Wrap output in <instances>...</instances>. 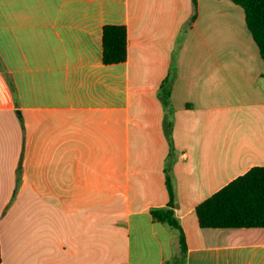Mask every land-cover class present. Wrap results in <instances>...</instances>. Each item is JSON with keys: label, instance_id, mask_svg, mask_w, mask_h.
Returning <instances> with one entry per match:
<instances>
[{"label": "crops", "instance_id": "obj_1", "mask_svg": "<svg viewBox=\"0 0 264 264\" xmlns=\"http://www.w3.org/2000/svg\"><path fill=\"white\" fill-rule=\"evenodd\" d=\"M106 25L127 28L123 63L103 62ZM251 39L231 0H0L3 264H172L178 232L152 214L167 169L185 264H264V228L195 211L264 167V88L226 94L230 51L263 85Z\"/></svg>", "mask_w": 264, "mask_h": 264}, {"label": "trees", "instance_id": "obj_2", "mask_svg": "<svg viewBox=\"0 0 264 264\" xmlns=\"http://www.w3.org/2000/svg\"><path fill=\"white\" fill-rule=\"evenodd\" d=\"M245 14V23L260 55L264 60V0H231ZM196 8L197 0H193ZM103 62L119 64L127 60L128 33L125 26L106 25L103 28ZM172 87L170 79L161 87L164 104L170 106ZM170 135V132L168 133ZM168 206L152 211L153 217L178 232L180 253L172 264H185L187 244L180 222L175 217L176 193L169 170H166ZM202 229H251L264 228V167L256 166L237 177L220 191L196 207ZM0 264H3L0 241Z\"/></svg>", "mask_w": 264, "mask_h": 264}, {"label": "rangeland", "instance_id": "obj_3", "mask_svg": "<svg viewBox=\"0 0 264 264\" xmlns=\"http://www.w3.org/2000/svg\"><path fill=\"white\" fill-rule=\"evenodd\" d=\"M253 46L257 47L255 43L252 41ZM248 51H230L226 52V63H225V71H226V94H242L243 86H246V89L251 93L255 91H260L264 88L263 85L255 83L249 77L244 76L245 69L253 67L252 57L250 58V49L247 48ZM250 52V53H249ZM258 52V51H257ZM259 53V52H258ZM260 56V55H259ZM261 64L264 66V60L259 57ZM21 166V165H20ZM19 166L18 173H21L22 169ZM8 256L6 258V264L9 262Z\"/></svg>", "mask_w": 264, "mask_h": 264}]
</instances>
